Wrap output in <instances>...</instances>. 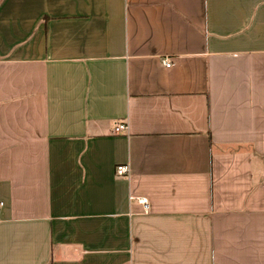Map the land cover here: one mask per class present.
I'll return each instance as SVG.
<instances>
[{
    "label": "crops",
    "instance_id": "obj_1",
    "mask_svg": "<svg viewBox=\"0 0 264 264\" xmlns=\"http://www.w3.org/2000/svg\"><path fill=\"white\" fill-rule=\"evenodd\" d=\"M0 204V264H264V0H0Z\"/></svg>",
    "mask_w": 264,
    "mask_h": 264
},
{
    "label": "built area",
    "instance_id": "obj_2",
    "mask_svg": "<svg viewBox=\"0 0 264 264\" xmlns=\"http://www.w3.org/2000/svg\"><path fill=\"white\" fill-rule=\"evenodd\" d=\"M164 65L166 66V67H170L171 66V64L170 63H167V62H164ZM126 127H125V125H120V126H118L117 128H116V131L118 132V131H120V130H124ZM129 167L128 166H124V165H119V166H117V168H116V175L118 176V177H125V176H127L128 175V173H129ZM140 203H142L145 207L147 206V202H146V200H140ZM0 206H1V204H0Z\"/></svg>",
    "mask_w": 264,
    "mask_h": 264
}]
</instances>
